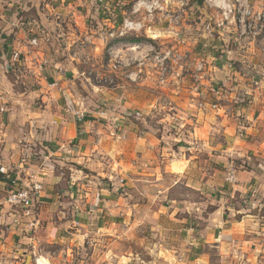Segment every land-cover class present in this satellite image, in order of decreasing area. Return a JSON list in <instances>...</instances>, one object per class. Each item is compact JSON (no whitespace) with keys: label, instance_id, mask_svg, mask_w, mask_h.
<instances>
[{"label":"crops","instance_id":"0c3cea01","mask_svg":"<svg viewBox=\"0 0 264 264\" xmlns=\"http://www.w3.org/2000/svg\"><path fill=\"white\" fill-rule=\"evenodd\" d=\"M63 1L0 0V59L5 60L4 64L0 61V67L3 70L6 71V68L13 66L15 61H18L19 54L23 53L27 62L36 57L31 50L30 39L26 37L31 22L35 21L29 16L30 13L33 12L35 15V10H39L42 6L51 10L49 13L63 16L66 12H62ZM124 11H118L117 20L120 24ZM188 15L190 14L187 13V17ZM110 19L112 18H106V20ZM238 30L240 31V28ZM221 43H217L221 55L212 57L211 74H208L203 65L202 67L197 65L196 61H174L172 63L174 72L179 71V76L176 77L178 84L171 83L167 90L157 87L151 97L152 105L159 103L162 109L159 113L161 116H179L180 113L190 116L193 111L194 114L198 113L199 127H196V123L193 125L194 131L197 132L189 131L183 142L176 138L170 146L165 143L164 118L156 117L158 123L156 124L151 123L153 120L149 122L145 117L147 114L146 109L143 108L145 88L141 86L142 84H134L130 87L131 82H125L123 76L120 78L119 96L126 100H121L119 105L126 107V113H121L118 109L116 112L111 108L112 106L115 108L113 102L115 94L111 91L96 100L99 103L104 101L105 108L90 110V107L84 103V91L80 89L79 91L76 88V80L72 78L73 75L70 77V73L74 70L69 68L71 66L68 62L44 60L48 63L44 66L39 83L46 86L50 93L42 94L41 100L43 103L46 101V104L37 121L39 128L35 134L32 132V127L36 122L32 123L25 115L21 125L7 122L4 126V123H0V129H11L13 132L21 131L27 135L42 137L32 144H29L27 139L20 141L21 150L25 148L29 150L28 163H22L19 167L13 166L7 174L0 173V184L3 185V188H0V199L3 200L15 185L26 186V181L39 182L42 190L34 193V204L25 210L27 214L22 208L15 206H11L12 211L9 213H4V204H0V215H16L23 219L31 214L35 218L33 222L49 233L48 244L61 245L66 241L68 244L76 245L77 237L83 235L84 228L90 227V221L92 223L96 219L100 223L106 218V213L114 215L113 213L117 211L125 214L127 210L132 211V207L136 209L137 206L142 205L132 195L159 196L158 183L151 185L149 181L155 178L154 173H162L152 161L158 160L170 147L173 153L183 152L182 159L171 161L173 176H182L186 170L185 162H191L195 175L182 176L185 187L201 197L208 194L216 196L215 201L210 202L214 205L212 210L203 216L202 222H196L199 226L197 232L200 241L213 240L223 246L227 240H245L244 242L250 243L254 250L261 248L256 237L259 231L264 230V195H262L264 168L261 167L264 163V70L262 69L264 61L261 62L262 64L254 61L251 57L253 46L249 45L250 43L238 45L236 50L243 51L245 53L243 55ZM210 54L212 55V52ZM236 54H238L235 60L237 62L230 63L228 59ZM132 65H135V62ZM138 70L143 80V68L139 67ZM259 73L261 77L257 78ZM207 74L211 86L215 88L214 90L209 88V92ZM255 81L257 85H254ZM208 100L217 103L216 109L212 111L213 118L210 120L206 112ZM189 108L192 109L190 114H188ZM7 110L0 107V122L4 117L11 120L10 112L4 114ZM71 110H76L82 115L68 119L66 117ZM151 110L156 114L155 107L149 109ZM109 112L122 118L116 121L115 127L108 120L106 114ZM132 112L138 114L135 116V123L128 121ZM105 117L107 122H104ZM213 128L218 130L213 132L211 131ZM172 129L169 135L174 136L175 128ZM209 132L210 137L206 135ZM194 143L203 145L205 150L197 151ZM153 145L159 149V155L153 149ZM33 146L34 154L38 156H33L34 154L31 153ZM6 147V144H0V159L3 158ZM64 148L69 149V152L63 151ZM98 148H102L103 153L96 155ZM229 152L233 154L227 155ZM65 156L71 158L65 160ZM23 158L22 155L20 159ZM45 159L51 165L50 173L45 166ZM228 165H233L235 168L232 182L226 180ZM29 168H35L36 172L30 174ZM94 178L103 182H98V186L94 187ZM113 178L118 180L120 188L117 190L120 195L115 199L111 196L109 199L103 198L104 204H98L101 195H111L112 191L110 189L108 191L106 185L109 188V185L113 184ZM80 179L87 180L88 183L84 184ZM80 184L82 189L85 185H89L88 190L96 189L98 192L96 194L92 192L96 197L90 198V203L86 201L80 204L78 199ZM165 187L166 191L163 194L175 192L174 185L172 187L165 185ZM85 192L88 194L90 191ZM93 200L96 203H93ZM167 201L174 200L167 198ZM225 201L226 203H223ZM182 202L184 205H195V210L198 211H201L204 204V200ZM209 224L212 225L211 228ZM51 229L57 230L55 239L52 238ZM253 229L256 231H252ZM34 235L33 230L24 233L22 237L12 230L11 224H0V237L4 243L17 244L25 248L27 246L21 243L22 238L32 239ZM2 246L3 244L0 243V247ZM59 252L62 254L63 250L60 249ZM59 252L55 256L60 260Z\"/></svg>","mask_w":264,"mask_h":264},{"label":"rangeland","instance_id":"374dc122","mask_svg":"<svg viewBox=\"0 0 264 264\" xmlns=\"http://www.w3.org/2000/svg\"><path fill=\"white\" fill-rule=\"evenodd\" d=\"M63 2L62 12L66 11L63 13V16L54 15L53 12L49 13L51 10L42 6L39 7V10H35V15L33 12L29 15L31 19L35 21L31 22L29 26L30 30L26 37L30 39L29 44L31 50L36 54V57H33L27 62L25 55L22 53L19 54L18 61H15L11 68L8 67L5 71L0 67L3 72L0 74V92L3 96L2 100H0V107H3L4 110H6V108L9 110L4 111L5 115H7L8 112L11 113L10 121L4 117L3 121L0 122L4 123V126L7 122L21 125L25 115L30 118L32 123L36 122L34 126L36 130L39 128L37 121L40 119V114L46 104V101L43 103L41 100L42 94L43 92L44 94L50 93L46 86L39 83V78L43 74L44 66L48 63L44 60H50L49 62L57 60L68 62V65L71 66L69 68L74 70L70 73V77L73 75L72 78L76 80L77 84L76 88L84 91V103L87 107H90V110L105 108L103 105V103H105L104 101L103 103H99L96 100L100 97L103 98L108 91L114 93L115 98L113 102L116 109L113 108V106L111 108L116 112L117 109L119 110L117 105L120 104L121 100L124 101L125 99L124 97L121 98L118 92L121 88L120 78L123 77L122 73L114 68L109 50L121 44L143 45L146 42L152 44L157 52H162L164 49H171L172 51L168 53V57L163 58V68L166 70L165 78L169 79L170 84L172 83L170 78L174 73V66L172 65L174 61H196L197 65H201V67L203 65V68L206 69L208 74H211L210 66L213 65L212 57L221 55L219 45L217 44L221 42V44H225V47L235 50L238 49V45L250 43L249 45L252 44L253 46L251 57H253L254 61H258L259 64H262L261 62L264 61V28H254L250 32L246 31L245 35H241L238 30V28H240L239 18L236 20L235 27H229L228 21H225L224 28H220L214 20L208 21L205 19V13H207L209 17L213 15V10L206 7L207 0H189V3L184 7L182 13L184 19L181 22L186 28L192 29L193 31L187 36L183 34V30L178 33L179 40L184 41L179 44L176 41L170 40L167 36L156 37V34H153V36L150 37L148 33L145 32L143 38L124 40L118 38L110 40L107 44L100 40L99 37H96L97 39L95 38L91 42V45H89V42L85 39V34L91 36L101 25L109 30L117 29L120 27V21L117 19L106 20L109 16L104 12L102 7L100 8L99 16H97L95 9L89 7V0H64ZM120 10L124 9H119L118 11ZM73 12L76 14L74 15ZM187 13L190 14L188 17ZM50 15L53 17H49ZM218 18L219 17H217V19ZM207 23H211L212 30L210 34L206 35L201 31L200 25ZM168 27L169 24L165 21L164 28L167 29ZM33 40L36 41L35 44L32 43ZM89 50L93 53L91 57L88 56ZM210 52H212V55ZM236 52L239 53V55L245 54L243 51L236 50ZM237 57L238 54L230 57L228 61L230 63H235L237 62L235 61ZM37 58H39L38 61ZM0 61L2 64L5 62L3 58H1ZM37 63L39 65H37ZM136 64L138 65V61L135 62V65H132L133 68H137ZM39 66H41V68ZM262 67L264 70V65ZM142 68L144 79L141 81L140 85L142 84L141 86L145 88L143 93V101L145 102L143 108L147 110L145 117L149 122L153 120L151 123H156L158 117L161 115L155 114L153 110L149 111V109L154 108L150 101L156 88H159V86L151 69L146 67ZM202 77L204 80V76ZM258 77H261L260 73L257 78ZM113 81H115V83H113ZM207 82L209 92V88H214V86H211L209 76ZM129 85L133 87L134 84L131 83ZM167 88L163 87V89L166 90ZM38 93L40 95H38ZM207 103L206 112L208 120H210V118H213L212 111L216 109L217 103L210 102V100H208ZM202 112H204V110H202ZM135 116H138V114L132 112L128 121L135 123ZM161 117L165 120L167 116ZM186 117V122L184 123V128L187 130L185 138L189 134V131L197 132V130L194 131L193 128L195 123L196 127H199L197 124L198 113L194 114L193 111L190 116L186 115ZM104 122H107V117L104 118ZM173 132L175 133V131ZM210 132L206 134L207 136L209 135V137ZM179 140L183 142V139ZM34 148L33 146L31 150L32 154L35 153ZM33 156L38 155L34 154ZM228 166L227 168H230V166ZM112 169H114V167ZM64 178H68V176H64ZM80 181L84 184L88 183V181L84 179H80ZM117 181V179L113 178V184L111 186L109 185V188L108 185H106L107 190L109 191L110 189V191H112L111 195H101L100 198L97 194L100 198L98 204H104L103 198L108 197L106 199H109L112 197L115 199L120 195L119 190H117V188H120V185ZM98 182L103 181L94 178L93 186H98ZM37 183L39 184V182ZM37 183L34 182L31 187ZM78 187L80 189L78 191L80 204L86 201L90 203L91 200L89 199H94V197H96V189L88 190L87 188H89V185H85L83 189L81 184ZM18 188H26V186H18ZM174 188L175 192L168 195L163 194L165 198L162 200L159 196L132 195V197L142 205L137 206L136 209L132 207L133 210H127L125 214L118 213L117 211L113 213L114 215L106 213V218H104V221H100V223H98L96 219L95 222L91 223L90 221V224L93 226L90 225V227L84 228V231L90 232V236L85 237L82 246L67 243L65 247V243L61 245L50 243L49 247L51 252L56 255L60 249H62L63 253L61 254L59 252L61 254V259L58 260L63 261L64 264H109V260L104 257L107 256L110 251L114 252L116 257H118L114 260V264H121V262H124V264H141V262L142 264H153L152 253L147 249L145 243L148 240L155 243L154 233L156 232V227L148 220V217H152L155 218L157 224H159L161 228H169L175 247L181 248L182 245L183 264H228V259L232 258L233 254L227 251L226 258V246L232 244L239 245L238 251L244 253L249 264H253L254 260L256 264L264 262V254L256 257L251 255V253L256 252V250L252 248L253 246L250 243L244 242L245 240H227L223 246L213 240L207 242H203V240L200 241V235L197 232L199 226L196 222H202L203 216L207 215L210 210H212L214 205L210 202H214L216 196L213 197V195L210 196L208 194L201 197L197 193L188 190L183 183L175 184ZM85 191L90 192L86 194ZM167 198L174 201L168 202ZM200 198L201 200H199ZM6 199L7 198L4 197L3 200ZM134 199H132V201ZM186 200L190 203L192 201L204 200L201 211L194 210V212L189 213L188 211H179L176 207H172V205H179L182 208L184 207V202L182 201ZM15 207H17V205ZM24 212L27 214L25 210ZM196 214L198 215L196 216ZM140 219L144 220L143 225L137 224V221ZM190 232L197 243L183 244V241L188 238ZM125 233L127 235H125ZM170 252H172L171 249L166 250L163 247L160 248L158 255L162 264H172L169 259L165 258ZM172 255L176 256L177 259L180 258L176 253H172Z\"/></svg>","mask_w":264,"mask_h":264},{"label":"clouds","instance_id":"9594fccd","mask_svg":"<svg viewBox=\"0 0 264 264\" xmlns=\"http://www.w3.org/2000/svg\"><path fill=\"white\" fill-rule=\"evenodd\" d=\"M188 3L189 0H89V7L95 9L97 16H99L101 7L112 19L119 18V9H124L125 11L119 28L109 30L101 25L100 28L96 29V32L92 36L85 34V39L89 42V45H91V42L96 37H99L100 40L107 44L110 40L118 38L121 40L143 38L145 32H147L150 37H152L153 34H156V37L167 36V38L172 41H176L178 44L183 43L184 41L179 40L178 33L183 30V34L187 36L193 31L192 29L186 28L181 22L184 19V16L182 15L184 7ZM206 7L213 10V15L209 17L207 13H205V19L208 21L214 20L220 28H224L225 21H228L229 27H235L237 18H239L241 35H245L246 31L250 32L254 28H264V0H207ZM217 17L219 18L217 19ZM165 21L169 24L167 29L164 28ZM200 29L204 32V34H210L212 30L211 23L201 24ZM32 43L35 44L36 41H32ZM109 51L113 60L114 68L122 73L125 82H131L133 84L141 83L142 76L140 75L138 69L139 67H146L151 69L153 72L154 78L157 80L159 87H170L169 79L165 78L166 70L163 68V58L168 57V53L172 51L171 49H164L162 52H157L152 44L145 42L143 45L121 44L111 48ZM92 55L93 53L89 50L88 56L91 57ZM137 61V68H133L132 64ZM177 76H179V71H175L170 78L172 84H178V81L176 80ZM113 83H115V81H113ZM117 107L121 113H126V107H122L119 104ZM153 107L156 109V114L162 112L158 102L153 105ZM191 111L192 109L189 108L188 114H190ZM80 115H82V113L76 110H71L68 112L66 118L71 119L73 116ZM106 115L113 127L116 126V121L118 119H122L119 116L113 115L112 112H109ZM186 115L187 114L185 113H180L179 116L173 115L165 118V143L169 146L176 138L185 139V133L187 131L184 128ZM172 128H175L174 136L169 135ZM217 130L218 129L216 128L211 129L213 132ZM32 132L35 134V127H33ZM24 139H27L28 143L32 144L36 140L42 139V137L27 135L21 131L13 132L11 129H0V144L7 145L3 152V158L0 159V173L7 174L13 166L19 167L22 163H28L27 156L29 150L25 148L22 151L19 147L20 141ZM194 147L197 148V151L205 150L203 145L194 143ZM153 149L159 155V149L155 148L154 145ZM63 151L69 152V149L64 148ZM101 153H103V149L98 148L95 154L99 155ZM232 154L233 153L231 152L227 153V155ZM22 155L24 158L20 159ZM70 158L71 156L64 157L65 160ZM182 158L183 152L173 153L169 147L163 156H161L158 160L152 161L153 164L160 168L162 174L154 173L155 178L149 181V183L151 185H157L158 183V195L161 200L165 198L163 195L166 191L165 185H167V187H172L177 183L182 184V176L194 177L195 169L191 162L187 161L184 164L186 170L182 176H173L172 168L170 166L171 161L180 160ZM45 166L48 168L50 173L51 165L47 159H45ZM261 167L264 168V163L261 164ZM28 171L30 174H34L36 169L29 168ZM33 183L34 181H26V189L20 191L18 195L10 192L7 194L6 200L0 199V204H4V213L12 211L11 206L20 205L21 201H23L24 204L29 203L30 198L34 196L31 187ZM0 188H3L2 184H0ZM41 190L42 185L36 184V191ZM93 203H96V201L93 200ZM223 203H226V201ZM172 207H176L179 211H188L189 213L194 212L196 208V206L192 204H185L182 208L179 205H172ZM217 215H219V213ZM34 219L35 218L32 217L31 214L23 219L16 215H0V224H11L12 230L22 237L26 232L35 231V235L32 239L22 238L21 243L27 246L25 248H21L17 244L4 243L2 241V237H0V243L3 244V246L0 247V264H64V262L59 261L50 250L49 244L47 243L49 233L34 223ZM148 220L156 227V232L154 233L155 243L151 240L145 242L147 249L152 253L153 264H162L158 255L161 247L166 250H172V252L168 253L165 257L166 259H169L172 264H183V252L181 250L182 245L181 248L175 247L169 228H161L160 225L157 224L155 218L148 217ZM137 224L143 225L144 220H138ZM211 227L212 225L209 224V228ZM252 231L255 232L256 229H253ZM51 232L53 233L52 238L55 239L57 230L51 229ZM125 235L127 234L125 233ZM89 236L90 232L84 231L83 235L77 237L76 243L82 246L85 237ZM256 238L261 244V248H259L256 252L251 253L253 257L264 254V230L259 231ZM64 243L66 247L67 242L65 241ZM196 243L197 241L193 239L191 232L189 233L188 238L183 241V244ZM238 249V244L226 246V258L227 251H230L233 254L232 258L228 259V264H249V261L245 257L244 253L238 251ZM172 253H176L180 258L177 259L176 256L172 255ZM104 258L109 260V264H114V260L118 257H116L114 252L110 251ZM121 264H124V262H121ZM253 264H256L255 260L253 261ZM261 264H264V262H261Z\"/></svg>","mask_w":264,"mask_h":264},{"label":"built area","instance_id":"2783aa9c","mask_svg":"<svg viewBox=\"0 0 264 264\" xmlns=\"http://www.w3.org/2000/svg\"><path fill=\"white\" fill-rule=\"evenodd\" d=\"M33 41H35V40H33ZM254 85H257V82L255 81L254 82ZM0 88H1V81H0ZM2 94H1V92H0V100H2ZM230 166V168H228V170H227V175H226V180L227 181H229V182H232V181H234V173H235V168L233 167V165H229ZM16 188V189H15ZM26 188H18L16 185L14 186V187H12L10 190H9V192L8 193H13V194H16V195H18L19 194V192L20 191H23V190H25ZM32 191H33V193H36L37 191H36V185L34 184L33 186H32ZM7 193V194H8ZM6 198H7V195H6ZM33 196L30 198V200H29V203L28 204H24V202L23 201H21V203H20V205H17V207H20V208H22L23 210H28V208H30L32 205H33ZM12 206H16V205H12Z\"/></svg>","mask_w":264,"mask_h":264},{"label":"trees","instance_id":"16d2710c","mask_svg":"<svg viewBox=\"0 0 264 264\" xmlns=\"http://www.w3.org/2000/svg\"><path fill=\"white\" fill-rule=\"evenodd\" d=\"M11 67H12V66H10V68H11ZM36 195H37V194H36ZM34 197H35V194H34V196H33V199L35 200V198H34ZM34 200H33V201H34ZM33 204H34V202H33Z\"/></svg>","mask_w":264,"mask_h":264}]
</instances>
